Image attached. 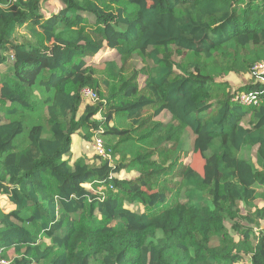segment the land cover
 I'll return each mask as SVG.
<instances>
[{
	"label": "trees",
	"instance_id": "obj_1",
	"mask_svg": "<svg viewBox=\"0 0 264 264\" xmlns=\"http://www.w3.org/2000/svg\"><path fill=\"white\" fill-rule=\"evenodd\" d=\"M47 1L0 0V259L264 264V0Z\"/></svg>",
	"mask_w": 264,
	"mask_h": 264
},
{
	"label": "rangeland",
	"instance_id": "obj_2",
	"mask_svg": "<svg viewBox=\"0 0 264 264\" xmlns=\"http://www.w3.org/2000/svg\"><path fill=\"white\" fill-rule=\"evenodd\" d=\"M63 5L60 3L59 0H48L47 2H45L42 7H41V13L43 16H51L52 14L58 12L60 9H62ZM27 39V34L25 32V29H22L18 35H17V39L16 42L18 43H22L23 41H25ZM116 56L113 54H109L108 52H104L102 53L96 60L95 62L97 64L102 63L104 60H109L112 58H115ZM93 60H90L91 63ZM252 75L251 74H241L240 76L235 75V74H230L225 80L228 82V84L233 88V89H237L238 87L241 86H247L249 84V82H251L252 80ZM255 80H258L259 77L255 76L254 77ZM168 116L164 115L163 119L167 120ZM190 133L189 130L186 131L184 137ZM195 142V141H194ZM86 141H82L80 140L79 137H74L72 139V150L70 155L68 156L71 162H74L75 160H77L78 158L83 157V153L81 154V149H86V156L85 158L87 159V157H91V151H92V143L90 145V147L86 144ZM196 144L198 146H200L202 144V142H196ZM90 148V150H88ZM189 156V155H188ZM189 162H192V165L195 169H198L197 165L201 164V159L199 158L198 154H190L189 156ZM240 212L242 215H245L246 212L243 209H240ZM14 255L12 252H9V259L12 262Z\"/></svg>",
	"mask_w": 264,
	"mask_h": 264
},
{
	"label": "built area",
	"instance_id": "obj_3",
	"mask_svg": "<svg viewBox=\"0 0 264 264\" xmlns=\"http://www.w3.org/2000/svg\"><path fill=\"white\" fill-rule=\"evenodd\" d=\"M254 72L256 74H259V75L263 74L264 73V64H260V65L256 66L254 69ZM81 97L85 102L93 103V102L98 101L97 95L93 91H91L90 89L82 90ZM253 99L254 98L251 96L241 95L240 97H238L237 100L240 103H242V105H250L253 102ZM92 149H93V151H95V153H97L98 156H101L103 159H108V161H111V158L105 149V145L100 138L96 137L94 139ZM0 264H9V262L4 260V259H0Z\"/></svg>",
	"mask_w": 264,
	"mask_h": 264
},
{
	"label": "crops",
	"instance_id": "obj_4",
	"mask_svg": "<svg viewBox=\"0 0 264 264\" xmlns=\"http://www.w3.org/2000/svg\"><path fill=\"white\" fill-rule=\"evenodd\" d=\"M23 29H24V28H23ZM21 30H22V29H21ZM21 30H20V31H21ZM72 145H73V144H72ZM71 150H72V148H71ZM10 252H11V251H10ZM8 255H9V252H8Z\"/></svg>",
	"mask_w": 264,
	"mask_h": 264
}]
</instances>
